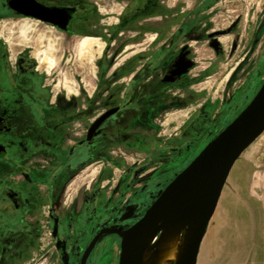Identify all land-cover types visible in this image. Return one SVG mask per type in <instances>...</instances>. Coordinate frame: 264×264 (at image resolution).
Masks as SVG:
<instances>
[{
	"label": "rangeland",
	"instance_id": "rangeland-1",
	"mask_svg": "<svg viewBox=\"0 0 264 264\" xmlns=\"http://www.w3.org/2000/svg\"><path fill=\"white\" fill-rule=\"evenodd\" d=\"M71 2L80 7L81 16L68 32H60L13 17L7 1L0 0V43L8 45L12 58L16 51L32 52L52 96L80 102L89 95L91 115L96 116L118 102L107 96L102 101L101 95L110 89L123 91L130 83L132 75L112 76L130 59L140 57L139 53L152 57L148 66L153 75L151 116L146 120L151 127L133 130L139 134L131 145L104 146L101 154H112L113 160L104 165L90 163L86 172L89 191L102 168L109 176L104 188L103 181L99 186L104 198L96 219L68 230L72 264H80V252L96 229L133 225L149 207L148 199L157 198L159 189L172 182L252 102L264 83V0H161L152 17H136L124 26L120 19L129 0ZM219 31L226 34L209 38ZM181 47L194 52L192 71H188L189 62L179 59ZM2 53L0 49V57ZM173 53L177 56L171 76L178 81L169 86L165 74ZM103 61L109 63L104 72L100 70ZM141 65L138 62L132 68ZM145 166L146 173L136 184L138 189L145 182L151 187L146 193H133L128 186L130 173ZM57 201L59 215L68 219L69 210L62 204L66 200ZM33 218L32 225L25 226L31 239L21 242L0 264H60L50 236L48 207L36 209ZM119 256L120 240L107 235L89 264H119ZM196 264H264V134L232 169Z\"/></svg>",
	"mask_w": 264,
	"mask_h": 264
},
{
	"label": "flooded vegetation",
	"instance_id": "flooded-vegetation-1",
	"mask_svg": "<svg viewBox=\"0 0 264 264\" xmlns=\"http://www.w3.org/2000/svg\"><path fill=\"white\" fill-rule=\"evenodd\" d=\"M6 1L13 17L34 20L60 32H68L82 13L80 7L73 5L71 0H62L57 3L37 0L38 3L47 7L76 9L68 30L62 31L51 24L18 15L9 7V0ZM129 1L131 4L136 0ZM145 1L150 2L149 8L136 12L138 18L152 17L154 9L161 6V0H156L154 6L151 4L154 0ZM162 13L165 14V11ZM219 32L226 34L225 31ZM215 33L218 32L212 34ZM210 35V39L223 36L218 35L211 38ZM181 48L184 49V47ZM0 49L3 50L0 57V145L4 148L0 155V261L26 238L31 239L30 233L25 231V226L32 225L36 209L48 207L49 224H51L50 236L59 255L60 264H64V253L68 256V264H72L71 236L68 230L75 225L89 224L96 219L98 209L103 203L104 179L109 176V173L102 168L99 180L93 186V190L89 191L86 172L90 163L104 165L105 161L113 160L112 154L108 157L101 154L105 150L104 146L131 145L133 143L131 140L139 134L133 130L137 127L140 130L151 127L150 122L147 123L146 120L150 119L152 109L148 103L153 79V75L149 74L148 62L152 57L146 58V55L139 53L140 57L130 59L123 65L121 71L112 75L114 79L123 73L132 75V77L123 91L110 89L101 95L102 101L106 96L110 101L118 99L116 105L92 116L89 95L83 96L80 102L74 97L65 95L52 96V91L47 87L46 79L41 77L40 67L36 65L37 62L34 61L35 58L32 57L31 51L23 49L13 52L15 57L12 58L11 50L6 43H0ZM115 54L114 61L121 53ZM193 54L194 52L189 48H185L179 56V59L182 58L190 63L188 71L195 68ZM172 56L167 60V63L172 65L165 74V80L169 86H173L178 81V78L171 76L177 53H173ZM137 61L142 65L132 68L138 63ZM108 65L109 63L106 64L103 61L100 70L104 72L108 69ZM187 75L184 74L183 77ZM113 109H118V111L107 118L95 131L91 140H88L93 124ZM179 139L181 140V137ZM145 173L146 166L131 171L132 178L128 186L133 193L143 194L149 191L151 187L149 182L142 184L140 189L136 184ZM72 182H74V187ZM101 182L103 183L102 189L99 187ZM68 183L71 184L70 187H67ZM169 184L160 188L159 191L162 193ZM62 198L66 200L62 204L67 205L65 207L69 210L66 220L57 211L59 204L57 200ZM157 198L148 199L150 205L140 219ZM126 203L124 202L122 208ZM38 223L39 221L33 222V224ZM119 228H123L124 231L129 229L120 225L96 229L89 243L80 252V264L91 243L99 234L107 229ZM55 229L56 236H54ZM107 235L120 240L121 255L122 238L117 234L102 233L88 254L85 264H89L101 239ZM56 240L61 245H58ZM24 247L27 248L28 245L25 244ZM14 258H16L15 255Z\"/></svg>",
	"mask_w": 264,
	"mask_h": 264
},
{
	"label": "water",
	"instance_id": "water-1",
	"mask_svg": "<svg viewBox=\"0 0 264 264\" xmlns=\"http://www.w3.org/2000/svg\"><path fill=\"white\" fill-rule=\"evenodd\" d=\"M18 15L39 20L67 31L75 8L47 7L37 0H9ZM218 32L210 37L223 35ZM118 109L99 118L91 127V140L98 127ZM264 134V83L252 102L215 137L201 153L166 187L145 215L131 228L107 229L102 233L122 238L119 264H141L142 248L164 227L192 215H200L201 225L190 246L187 261L196 264L208 226L215 214L232 169L244 152ZM4 148L0 145V155ZM101 233V234H102ZM99 234L88 248L82 264L95 246ZM56 236V229L54 231ZM58 245L61 243L56 240ZM64 264L68 256L63 254Z\"/></svg>",
	"mask_w": 264,
	"mask_h": 264
},
{
	"label": "bare ground",
	"instance_id": "bare-ground-1",
	"mask_svg": "<svg viewBox=\"0 0 264 264\" xmlns=\"http://www.w3.org/2000/svg\"><path fill=\"white\" fill-rule=\"evenodd\" d=\"M200 225V215L167 225L144 245L141 264H189L190 246Z\"/></svg>",
	"mask_w": 264,
	"mask_h": 264
},
{
	"label": "trees",
	"instance_id": "trees-1",
	"mask_svg": "<svg viewBox=\"0 0 264 264\" xmlns=\"http://www.w3.org/2000/svg\"><path fill=\"white\" fill-rule=\"evenodd\" d=\"M150 2L145 0H136L133 1L131 4L128 5L126 8L124 14L121 17V23L122 26L126 24V22H129L136 18V12L147 10L149 7ZM151 4L154 6L156 4V0L152 1Z\"/></svg>",
	"mask_w": 264,
	"mask_h": 264
}]
</instances>
